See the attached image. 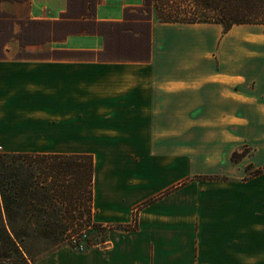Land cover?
Masks as SVG:
<instances>
[{"label": "crops", "instance_id": "obj_1", "mask_svg": "<svg viewBox=\"0 0 264 264\" xmlns=\"http://www.w3.org/2000/svg\"><path fill=\"white\" fill-rule=\"evenodd\" d=\"M142 4L0 0V35L12 31L0 45V151L92 154L93 220L114 226L100 245H63L37 264H264V167L245 177L217 158L243 128L264 164V35L248 40L264 25L154 21L148 58H107L91 22ZM31 20L87 25L23 43ZM197 136L214 151L204 170L176 157Z\"/></svg>", "mask_w": 264, "mask_h": 264}, {"label": "trees", "instance_id": "obj_2", "mask_svg": "<svg viewBox=\"0 0 264 264\" xmlns=\"http://www.w3.org/2000/svg\"><path fill=\"white\" fill-rule=\"evenodd\" d=\"M154 21L219 24L227 33L236 25H264V0H143L142 6L125 8L122 21L91 22L90 27L98 26L105 36L102 54L107 58L141 61L150 54ZM22 25L18 37L27 43L28 35L34 38L29 41L38 42L43 34L50 36L52 29L83 30L87 23L76 27L66 21L31 20ZM6 33L5 38L0 35V45L12 35L11 30ZM94 175V157L89 153L0 151V264H37L63 245L86 251L106 242L114 226L93 220ZM78 200L88 203L87 224L83 214H76ZM150 202L136 208L133 226H137L138 210ZM66 204L74 209L65 210ZM97 231L103 232L101 243L90 238Z\"/></svg>", "mask_w": 264, "mask_h": 264}, {"label": "rangeland", "instance_id": "obj_3", "mask_svg": "<svg viewBox=\"0 0 264 264\" xmlns=\"http://www.w3.org/2000/svg\"><path fill=\"white\" fill-rule=\"evenodd\" d=\"M212 28H215V26H212ZM246 31L248 28H245ZM241 28H235V31L238 32ZM261 35H264L263 30L257 31V32H251L249 35V41H255V38H260ZM222 36V35H221ZM259 42V41H257ZM260 46H264V42H259ZM214 60V59H213ZM235 126V125H233ZM227 137H229V145L225 147L224 149L217 150V158L219 160H225L226 162L229 161L233 166H230L229 171L233 174H237V169L243 168L245 170V177H252L255 174H257L258 171H261V169L264 167V164L261 166H257L256 162V154H257V147L253 144V141H251V136L247 133V131L243 128H232L231 132H228ZM199 136L196 138V143L193 146V149L190 151V153L186 152H176V154L181 161H186V165H191L192 167H195L197 170H204L207 168V165L210 162V159L213 160L212 157H210L209 153H214L209 151L205 154L203 147L201 146V143L199 142ZM188 154V155H187ZM181 163V166H184L185 164ZM229 173L227 176L225 173L216 172L213 173V175H208V177L211 178H233V176ZM85 200V199H84ZM84 200H78V203L76 204V214L79 216L84 215L83 221H86L85 224H87V219H89V213H88V207H87V201ZM90 205V204H89ZM65 210L66 209H74L70 205L66 204L64 205ZM93 211V208H92ZM82 221V222H83ZM84 224V222H83ZM103 232L97 231L93 234H91L90 238L98 243H101L102 241Z\"/></svg>", "mask_w": 264, "mask_h": 264}]
</instances>
